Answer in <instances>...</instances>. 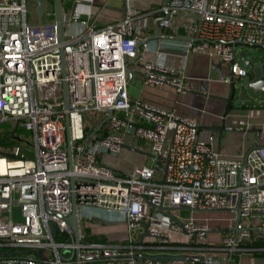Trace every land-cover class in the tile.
Wrapping results in <instances>:
<instances>
[{
  "label": "built area",
  "instance_id": "2783aa9c",
  "mask_svg": "<svg viewBox=\"0 0 264 264\" xmlns=\"http://www.w3.org/2000/svg\"><path fill=\"white\" fill-rule=\"evenodd\" d=\"M80 1L72 16L61 0L60 35L55 17L39 19L28 0H0V122L15 121L28 132L0 151V264H186L150 256L221 251L227 261L230 253L264 251L245 244L264 239V146L235 156L220 153L199 137L194 118L131 99L125 69L149 17L169 12L160 29L183 16L192 34L185 50H210L243 78L248 68L238 62L234 42L264 46V0H170L146 11L125 10L102 26L91 21L92 0ZM148 49L143 42L140 50ZM142 79L190 90L179 69L149 61L142 64ZM223 80L231 82L230 76ZM89 111L98 113L96 122L87 118ZM137 143L146 148L147 161L139 160L145 149ZM124 151L136 163L126 170ZM72 195L78 242L67 221ZM221 209L232 213L237 233L232 227L222 231L220 242L207 243L209 226L191 212ZM91 219L123 225L122 239L93 234ZM138 254L144 255L140 263ZM214 260L220 261H204Z\"/></svg>",
  "mask_w": 264,
  "mask_h": 264
},
{
  "label": "crops",
  "instance_id": "0c3cea01",
  "mask_svg": "<svg viewBox=\"0 0 264 264\" xmlns=\"http://www.w3.org/2000/svg\"><path fill=\"white\" fill-rule=\"evenodd\" d=\"M164 0H92L90 6L91 21L97 26L120 19L125 10L146 11L152 9ZM45 6L42 20L54 18V9ZM160 15H151L148 19V26L142 31V38L152 35L155 30V20ZM180 16L173 19V27L160 29L161 37L147 41L149 49L141 51L137 60L131 62L129 67L132 70V78L127 84L128 94L131 99H139L161 108L171 110L178 115L194 118L199 127V137L210 143L217 151L229 156L245 154L255 146H264V95H254L248 90L249 100L234 101L228 115L223 118L226 102L229 95L230 84L223 79L229 76L228 67L221 66L220 74L216 71L218 59L209 54L210 50L200 52H187L185 43L192 38L183 25L185 18ZM136 24H142L136 21ZM145 61L155 64L179 69L185 76L190 90L184 93L177 92L169 85L149 86L142 79V64ZM243 65V62H239ZM259 65V63H254ZM244 66V65H243ZM263 71V69H262ZM248 74L249 68H248ZM235 79H243L235 76ZM240 81L237 82L239 92ZM225 119V126L229 129L218 130L222 120ZM124 151L121 156L130 158L128 167L136 163ZM147 161V159H139ZM149 161V160H148ZM123 162V161H122ZM191 214L197 218L193 211ZM211 226V227H210ZM209 228H217L209 225ZM223 232L209 229L206 236L207 243H218ZM254 242V241H253ZM253 242H245L246 245H254ZM193 255V254H191ZM195 255L217 258L220 261H194L186 264H227L225 256L221 251H208ZM238 261L234 264H264V251H243L237 253Z\"/></svg>",
  "mask_w": 264,
  "mask_h": 264
},
{
  "label": "water",
  "instance_id": "95a60500",
  "mask_svg": "<svg viewBox=\"0 0 264 264\" xmlns=\"http://www.w3.org/2000/svg\"><path fill=\"white\" fill-rule=\"evenodd\" d=\"M34 2H36V12L38 14L39 19H41L44 8H45V2L44 0H33ZM170 0H164L163 5H166ZM77 3H81L80 0H72V6H71V15L73 16V12L75 10L76 4ZM54 12H55V21L58 25L59 28V32L61 35V30H62V24L63 21L61 19V14H62V7H61V0H54ZM169 17V12H167L163 17H158L155 20V30L154 33L152 35H149L143 39H139L137 45H136V56L134 59L129 60L126 63L125 69L127 72V82H129L132 78V70L129 67V64L135 60H137V58L140 55V47L142 45L143 42H146L150 39H156L161 37L159 35V31H160V27H159V21L162 20L163 18H168ZM234 43H238V44H243L242 41L236 40V42ZM250 46H255L254 44H248ZM261 50H264V46L260 47ZM240 59L243 62V65L247 68H249V73L247 76L243 77V79H235V77L233 76L232 73H229V76L231 78V82L230 84V91H229V95L224 98L225 102H226V106H225V110L223 113V118H225L229 111L231 110V106L232 103L234 101H240V100H249L251 99L248 96V90H250L252 92V94L254 95H264V75H263V71H262V67L260 65H255L253 63V60L250 59H246V57L243 55V53H240ZM62 61V72L64 73V59L62 57L61 59ZM217 66L216 71L220 74L221 72V66L222 63L221 62H217L215 63ZM240 81V85H239V92H236V88H237V82ZM237 93V94H236ZM63 99H64V106L67 107V90H66V86L65 84H63ZM112 112L109 111V115L104 118L102 121H100V123L97 125V128L95 129V131H92L89 133V135L87 136H93L96 132V130H99L100 127L104 124V122L111 116ZM65 125H66V139L67 142L69 144L70 142V134H69V118L68 115L66 114L65 116ZM216 128L218 130H223V129H229L226 128L225 126V119L222 120L220 126H216ZM199 130V127H198ZM86 138V140H87ZM257 147V146H255ZM254 147V148H255ZM70 152V150H69ZM249 152V151H248ZM246 152V153H248ZM71 166V164H70ZM238 211V208L236 209ZM99 221L103 222L104 224H113V222H109V221H104L101 219H98ZM67 221L68 224L70 226V228L73 230L74 236H75V241L78 242L79 240V221H78V213H77V206H76V200H75V196L72 195V211L71 214L67 217ZM233 230L237 233L236 227L233 226ZM55 228L52 226V232L54 233ZM225 231V230H220ZM236 235V234H235ZM38 256L41 259H44L42 254H41V250H39L38 252ZM79 257V253L77 252V258ZM144 257V255L142 254H138L137 255V259L138 262L140 263L141 259ZM151 258H162V259H170V260H181V261H185V262H194V261H204V260H209V259H217V258H213V257H205V256H198V255H190V254H181V255H158V256H150ZM232 258V253H230L227 257V261L229 262ZM42 264H45L44 262ZM80 264V263H77Z\"/></svg>",
  "mask_w": 264,
  "mask_h": 264
},
{
  "label": "rangeland",
  "instance_id": "374dc122",
  "mask_svg": "<svg viewBox=\"0 0 264 264\" xmlns=\"http://www.w3.org/2000/svg\"><path fill=\"white\" fill-rule=\"evenodd\" d=\"M64 1L63 7L65 9H71L72 6V0H62ZM45 6L49 9L48 11H51L54 9V0H44ZM28 8L33 9L36 7V2L33 0H28L27 2ZM28 18L34 19L35 15L34 13L29 14ZM236 58L238 62H242L240 59V53H243V55L246 57V59L253 60V63H259V65L263 69V75H264V50H261L258 46H250L248 44H237L236 46ZM240 89V88H239ZM237 92V88H236ZM238 93V92H237ZM236 93V94H237ZM236 102V101H235ZM87 118L91 119L92 121L96 122L98 119V113L94 111H89L86 114ZM85 124H90L89 120H84ZM16 137V139H15ZM18 138V139H17ZM28 138V132L24 129L22 124H17L15 121H8V122H0V151L7 152L11 149L12 145L19 142V139H27ZM139 146V150L142 151L144 148V145L142 143H137ZM144 155L141 157L142 159H146L148 156L145 152H147L146 148ZM165 154V152H164ZM121 159L123 161L122 168L126 170L127 164H129L130 158H127L126 155L121 156ZM159 176L162 175V172L158 173ZM92 214L103 216L105 215L107 218H109L111 221L117 220V215L115 214H106L103 211L92 209ZM189 213L188 210H183L182 215L186 216ZM195 215H199L201 217H209L208 219L199 218L203 220L208 226L214 225L217 228H209L214 229V231L218 230H225L224 233H228L229 229H231L234 225L235 220L233 219L232 213L228 210H204V211H193ZM87 226L89 227L90 232H92L95 235H106L108 239L110 240H120L122 239V232H123V225H114V224H104L102 222L97 221L96 219H91L89 223H87ZM211 227V226H210ZM124 236V233H123ZM173 254H191L192 251L189 250H173L171 251ZM46 254H48V251H45Z\"/></svg>",
  "mask_w": 264,
  "mask_h": 264
},
{
  "label": "trees",
  "instance_id": "16d2710c",
  "mask_svg": "<svg viewBox=\"0 0 264 264\" xmlns=\"http://www.w3.org/2000/svg\"><path fill=\"white\" fill-rule=\"evenodd\" d=\"M254 245L256 246H264V239H258L256 241L253 242ZM233 261L236 263L238 261V255L237 254H233ZM196 264H202V263H196Z\"/></svg>",
  "mask_w": 264,
  "mask_h": 264
}]
</instances>
